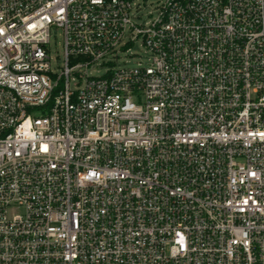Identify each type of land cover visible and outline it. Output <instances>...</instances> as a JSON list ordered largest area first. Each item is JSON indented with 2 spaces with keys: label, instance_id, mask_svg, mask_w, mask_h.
Masks as SVG:
<instances>
[{
  "label": "built area",
  "instance_id": "1",
  "mask_svg": "<svg viewBox=\"0 0 264 264\" xmlns=\"http://www.w3.org/2000/svg\"><path fill=\"white\" fill-rule=\"evenodd\" d=\"M0 264H264V0H0Z\"/></svg>",
  "mask_w": 264,
  "mask_h": 264
},
{
  "label": "rangeland",
  "instance_id": "2",
  "mask_svg": "<svg viewBox=\"0 0 264 264\" xmlns=\"http://www.w3.org/2000/svg\"><path fill=\"white\" fill-rule=\"evenodd\" d=\"M52 64H56V58L62 54V33L59 29L53 30L49 44ZM146 51L143 46L137 44L131 48L127 53L120 56L119 64L121 67H136L138 64H147Z\"/></svg>",
  "mask_w": 264,
  "mask_h": 264
}]
</instances>
